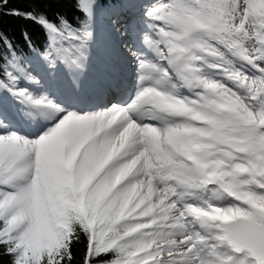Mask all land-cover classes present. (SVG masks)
Returning <instances> with one entry per match:
<instances>
[{"label": "snow or ice", "instance_id": "6c2138e0", "mask_svg": "<svg viewBox=\"0 0 264 264\" xmlns=\"http://www.w3.org/2000/svg\"><path fill=\"white\" fill-rule=\"evenodd\" d=\"M64 2L0 0V264H264V0Z\"/></svg>", "mask_w": 264, "mask_h": 264}, {"label": "trees", "instance_id": "16d2710c", "mask_svg": "<svg viewBox=\"0 0 264 264\" xmlns=\"http://www.w3.org/2000/svg\"><path fill=\"white\" fill-rule=\"evenodd\" d=\"M77 0H65V2L57 8H49L45 6L46 11L50 17H54L57 11L62 12L69 19H75L81 15L76 8ZM12 7L25 8L29 5L25 3H13ZM3 28L6 32L12 35L15 39L20 40L21 34L27 32L32 39V42L36 45L43 44L45 41V33L42 28L35 23L27 22L24 20H18L10 17H5L3 20Z\"/></svg>", "mask_w": 264, "mask_h": 264}, {"label": "rangeland", "instance_id": "374dc122", "mask_svg": "<svg viewBox=\"0 0 264 264\" xmlns=\"http://www.w3.org/2000/svg\"><path fill=\"white\" fill-rule=\"evenodd\" d=\"M97 23H98V25H99L100 27H104V26L106 25V23H107L106 18L103 17V16H100V17L98 18Z\"/></svg>", "mask_w": 264, "mask_h": 264}]
</instances>
